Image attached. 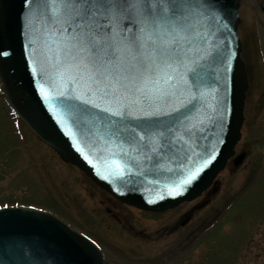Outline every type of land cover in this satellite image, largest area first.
Masks as SVG:
<instances>
[{"label":"snow or ice","instance_id":"1","mask_svg":"<svg viewBox=\"0 0 264 264\" xmlns=\"http://www.w3.org/2000/svg\"><path fill=\"white\" fill-rule=\"evenodd\" d=\"M23 2L32 71L61 99L66 133L94 137L109 156L124 158L111 161L104 179L123 178L139 167L133 152L162 154L203 124L198 104L216 91L208 84L209 62L222 52L210 37L228 30L226 0ZM39 87L43 93L44 85ZM213 99L211 118L223 131L226 97ZM214 158L184 168L180 184L195 181ZM145 159L151 157L145 153Z\"/></svg>","mask_w":264,"mask_h":264},{"label":"water","instance_id":"2","mask_svg":"<svg viewBox=\"0 0 264 264\" xmlns=\"http://www.w3.org/2000/svg\"><path fill=\"white\" fill-rule=\"evenodd\" d=\"M226 5L231 13L226 18L228 30L210 37L213 46L222 52L215 62H209L208 84L216 91L198 104V107L203 105L200 116L203 124H198L194 134L186 136L184 141L174 142L175 147H166L162 154L144 148L139 154L133 152L140 166L133 165L130 174L123 178H103L110 174L111 161H123V157L109 156L102 142H97L94 137L84 138L79 133L70 136L62 126L66 118L61 115V99L32 71L31 50L25 48L23 0H0V50L9 53L0 56V92L32 134L64 162L76 166L93 183L121 202L162 212L193 201L233 157L244 120L248 85L237 37L239 0H226ZM225 56L227 60H224ZM41 84L44 85L43 93ZM46 93L53 98L46 99ZM213 96L220 100L226 97L228 111L223 131L211 118L213 114L208 105L215 104ZM70 130L77 131L75 128ZM145 153L151 159L146 160ZM211 155L215 158L195 181L189 185L180 184L184 168L195 169L205 156ZM243 158L244 155H240L234 164L239 165ZM157 161L162 166L158 167ZM0 264H103V258L87 238L58 217L41 210L14 207L0 210Z\"/></svg>","mask_w":264,"mask_h":264},{"label":"rangeland","instance_id":"3","mask_svg":"<svg viewBox=\"0 0 264 264\" xmlns=\"http://www.w3.org/2000/svg\"><path fill=\"white\" fill-rule=\"evenodd\" d=\"M260 7L264 8V0H240L237 33L249 88L235 155L243 151L245 157L235 167L233 158L227 162L215 178V194H202L196 202L170 212L181 214L193 204H205L184 228L169 233L160 229L169 217L153 219L156 226L146 228L143 243L155 241L148 250L157 253V264H264V14ZM99 198L104 201L101 207ZM104 198L81 172L38 141L0 95V207L48 210L77 231L104 234L99 222L103 208L109 206ZM187 243L188 250L182 252Z\"/></svg>","mask_w":264,"mask_h":264},{"label":"flooded vegetation","instance_id":"4","mask_svg":"<svg viewBox=\"0 0 264 264\" xmlns=\"http://www.w3.org/2000/svg\"><path fill=\"white\" fill-rule=\"evenodd\" d=\"M259 10L264 14L263 7H260ZM247 98L248 94L246 93L245 104ZM241 153L244 152L241 151ZM90 183L92 184L91 181ZM92 185L106 197L104 200L109 206L102 207L104 214L102 212L103 217L99 219L101 227H105L104 234H102V232L95 233L94 231L92 233L89 231L85 234L101 249L104 264H157L155 261L157 259V253L148 250V247L153 240H150L148 244L143 243V241L146 240V228L156 226V222L153 221V219L169 217L168 222L164 223L163 227H160V229L166 230L169 233L178 232L185 227V224L190 222L194 215V211L197 209V206L193 204L181 214L170 213L175 209L160 213L148 212L126 205L94 184ZM212 190L213 189H209L203 194L210 197ZM101 198H99L98 202L100 207L103 206L104 203ZM205 202H207V200ZM98 216L100 215L98 214ZM161 220L164 221V219ZM158 240H163V238ZM187 240L188 238H186V241ZM181 241L183 240L181 239ZM153 242L155 243V241ZM189 243L186 244V247L183 246L182 252L188 250Z\"/></svg>","mask_w":264,"mask_h":264}]
</instances>
